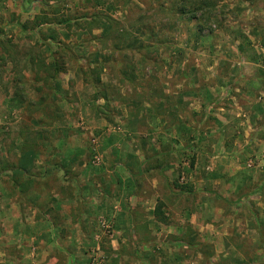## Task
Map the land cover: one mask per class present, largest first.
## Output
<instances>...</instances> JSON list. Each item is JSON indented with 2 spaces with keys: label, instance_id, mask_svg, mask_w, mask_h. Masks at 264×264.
Segmentation results:
<instances>
[{
  "label": "rangeland",
  "instance_id": "obj_1",
  "mask_svg": "<svg viewBox=\"0 0 264 264\" xmlns=\"http://www.w3.org/2000/svg\"><path fill=\"white\" fill-rule=\"evenodd\" d=\"M68 138L79 146L68 147ZM120 142L135 166L144 161L133 184L127 177L140 204L153 197L158 209L193 206L194 197L168 196L165 172L185 190L232 201L255 194L237 206L204 197V207L220 209V225L229 223L224 236L208 231L210 239L230 242L213 244L211 262L204 245L197 264H264V0H0V264H40L42 251V264L114 260L105 216L95 219L96 230L88 222L84 243L66 248L36 246L34 231L14 222L26 226L34 218L32 199L16 198L20 179L31 175L27 187L37 173L46 176L42 200L65 188L103 189L99 181L85 184L79 168L98 169L110 182ZM35 158L43 159L42 171L29 174ZM58 158L78 159L75 170L54 167ZM60 173L71 176L62 181ZM118 185L112 189L127 186ZM169 230L121 251H140L139 263L164 264L170 251L158 239ZM192 249L179 243L172 257L189 260Z\"/></svg>",
  "mask_w": 264,
  "mask_h": 264
},
{
  "label": "crops",
  "instance_id": "obj_2",
  "mask_svg": "<svg viewBox=\"0 0 264 264\" xmlns=\"http://www.w3.org/2000/svg\"><path fill=\"white\" fill-rule=\"evenodd\" d=\"M67 140H69L66 142V145H68V147H74V144L79 146V139H75L72 141V138H68ZM124 146L125 145H122L121 142L119 144H116L115 146V153L118 155H114V160H117L116 162H118V164L116 165L117 167L115 168V170L113 169L114 178L112 179L110 177V182L103 180L105 176H100L102 175V173L99 172L98 169L91 170L89 166H86L84 167L85 169L82 170L77 167V169L79 168L80 172V174L78 175L79 178L84 175L88 177V179H81L85 184H88V182L90 184H96L98 181L101 182L104 188L98 189L97 191H95V189H88L86 191H72L69 194L67 191H65V188L58 192L52 191L50 193L48 192V194L45 193L47 198L45 200H42V198H44L45 196L43 195L44 190H40V187L44 186L43 182L47 181V177H43L41 173H37L36 178L38 180H34L33 185L27 186L29 187L27 188V179H30L31 175L27 177L24 176L25 179L23 178L19 181L20 185H18V193L16 198H21L22 196H24L22 198L26 200L27 198L32 199L31 202L34 204V207L32 208L33 211L31 216H34V218L31 217V220H29L30 222L27 223L26 226L24 223L19 226V222H14V224H16L15 227L18 229L28 228V230L30 231L33 230L34 234L30 235L29 239L34 242L36 246L43 245L64 248L76 247L84 243L83 238L85 234H83L82 231L90 229V227L88 226V222H94L95 225H92V228L96 230L97 224L95 222V219L99 216H105V218L109 220L113 225L114 232L111 237L112 239L110 242V246L112 250L111 254L114 260L105 258L104 264H130V261L132 264H147L146 262L139 263L141 262L139 260L141 256L138 255L140 251L134 249L132 250L130 256H127L121 251V247L126 245H130L132 247L134 245L141 247L149 245L153 241L154 230L157 229H160L162 231L170 229L166 234L167 238L161 239L159 237L158 239V242H161L160 240H162L161 244L165 245L168 248V251H170V259L168 261L165 260L166 257H162V261L164 262V264H197L199 258H202L204 255V253H201L204 252L201 251V248L205 247L204 245H209V247L206 248V250L208 251L206 256H212L210 258L211 262L213 260L215 247L217 246L213 244H215V242L218 244L223 243L224 246V244H228L230 240L222 237L218 238L216 236H213L215 240H211L207 232L210 231L211 233H216V235L218 236H224L222 233V228L228 226L229 223H222L220 225V209L217 206L213 205H211V208L209 207V205L204 207V205L206 204L204 197L215 198L217 200L215 205H217V203L219 202H222L223 204L226 203L220 200V196L218 194L210 193L207 191H200L199 189L197 190L194 187H192L189 192L181 190L176 191L174 185L170 183L171 179L168 175L169 173L165 172L164 176L167 182L168 196L172 198L183 197L185 199L187 197H194L195 200L193 201V206L186 207V210L184 209L185 207H181L176 210L171 206L162 205L161 208L159 207L160 209H158V207L156 206L157 202L152 199L153 197L151 198V200L149 198H146V202L144 204H140L138 200L140 198V193L137 191L136 187L133 188L130 184H133L132 181L136 180L137 176L135 175L138 174V168L144 161H141L138 166H135L131 154L124 155L121 153L122 150H124ZM75 152H77L80 156V151ZM77 160L78 159L69 160L67 158H58L56 159V161H54L56 163L58 162V166L54 164V167H61L60 171L64 166L68 167L67 169H65L66 171L75 170ZM32 161L33 165L31 166L30 164L28 166H31V168H29L28 170L29 174L35 172L37 169L39 171H42L41 167L39 168V166H43V159L35 158ZM18 162L22 165L26 164L24 163L26 162V160H20ZM127 170L128 172H131L130 175L126 174ZM15 172L21 173L19 171ZM109 172L110 171H107V173ZM62 173L58 174V178L62 181L68 180V177L71 176L70 173L66 175H64L65 173ZM96 174H99V176L94 177ZM127 177L130 178V184L127 180ZM8 180L10 181V179ZM10 183L11 182H9V185ZM112 183H117L119 185L121 183H124L127 186L125 188L118 187L112 189ZM13 184L15 185V182ZM23 184L24 186H21ZM14 185L11 184L10 186L13 187ZM110 185L111 190H109ZM21 187L25 189H22ZM21 189L30 190L28 194H25ZM143 194H145V192H143ZM246 195H248L247 198H245V200L240 204H243L249 197H252L255 194L251 195L250 193H248ZM217 196H219V198ZM3 197H5L4 194ZM11 197V194L9 196L6 195V198H8V201L10 203L9 207L12 212H14L15 209H12V206L16 207L17 203H15V201L13 202ZM221 198L224 200H229L223 196ZM82 201L85 205L86 210L84 209V207V210L82 208H79L78 202ZM80 209L82 211H80ZM249 209L250 210H248V214L250 216V219L255 222L256 229H260V224L262 223L259 222V224L257 222L256 212L254 213L253 208ZM84 211H86V215L80 214L84 213ZM259 214L261 216L260 211ZM158 216L162 219L164 218L163 222L158 219ZM220 217H222V214ZM237 225L238 223L233 220L230 222V226ZM7 226L8 229H11V225ZM188 229H190L194 233L197 230H200L203 235H205L202 236L201 239L191 236V233L186 236L188 234ZM179 243L193 247L191 251L192 254L189 260H187L186 254L180 255V257H172L174 253L171 252L174 251V247H177ZM41 253H43V256L45 257L41 258L42 260L39 261L40 264H42L43 261H47L46 256L48 255L46 251H42ZM50 257V260L52 262H55L54 256L51 255Z\"/></svg>",
  "mask_w": 264,
  "mask_h": 264
},
{
  "label": "trees",
  "instance_id": "obj_3",
  "mask_svg": "<svg viewBox=\"0 0 264 264\" xmlns=\"http://www.w3.org/2000/svg\"><path fill=\"white\" fill-rule=\"evenodd\" d=\"M174 187L180 189L181 191H186V192H189L191 190L190 188L185 190L184 186H178L175 183H174ZM247 196L248 195H243V196L239 197V199H237L236 201L224 200L221 197H220V200H222L224 203H226L228 205H232L233 206V205H237V204L242 203L245 200V198H247ZM217 197L219 198V196H217Z\"/></svg>",
  "mask_w": 264,
  "mask_h": 264
}]
</instances>
